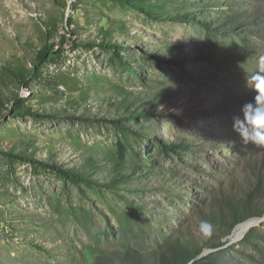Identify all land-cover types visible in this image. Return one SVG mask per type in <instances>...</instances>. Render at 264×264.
Masks as SVG:
<instances>
[{
  "label": "rangeland",
  "instance_id": "374dc122",
  "mask_svg": "<svg viewBox=\"0 0 264 264\" xmlns=\"http://www.w3.org/2000/svg\"><path fill=\"white\" fill-rule=\"evenodd\" d=\"M238 15L264 21V0H0V264H121L176 241L264 264L245 242L264 196L246 232L214 202L264 174L232 129L264 68V27L229 30Z\"/></svg>",
  "mask_w": 264,
  "mask_h": 264
},
{
  "label": "trees",
  "instance_id": "16d2710c",
  "mask_svg": "<svg viewBox=\"0 0 264 264\" xmlns=\"http://www.w3.org/2000/svg\"><path fill=\"white\" fill-rule=\"evenodd\" d=\"M127 2H130L131 0H124ZM239 18L236 21H230L229 24L232 25V28L238 29L242 25L243 26H249L251 25L255 29L260 28V26L264 27V21L261 19L251 20L248 18H243V16L238 15ZM264 18V16H261ZM207 20H202L201 23L205 25L206 28L212 29V27L206 25ZM224 21V20H223ZM224 25V22L222 23ZM107 45V44H105ZM50 46V45H49ZM112 46H114L112 44ZM46 50H49V47H45L44 51L41 53H44ZM257 58L253 59L259 60L260 56H256ZM110 103H116V99H112ZM125 103V102H124ZM129 104V103H128ZM124 113L120 114V118L117 120H111L115 124H119L120 119H123L124 116L129 117L127 114L132 113L131 108L129 106H125V109L122 111ZM146 115L151 114V111H148L147 113H144ZM153 114V113H152ZM52 117H55L54 114L51 113ZM163 116V114H161ZM74 118V117H73ZM105 119V118H104ZM170 147H177L174 143L172 145H169ZM121 151V148H120ZM119 154H122V151L119 152ZM34 161V159H32ZM41 165H44L47 168H52L58 173L66 176L68 179H76L77 174L75 171L70 170L68 168H62L57 164H54L50 161H39L38 162ZM76 174V175H75ZM80 178H83L80 176ZM86 180V178H84ZM109 183H114V181L110 180ZM219 193L218 198L216 197L215 205L218 203V207L220 205H226L229 210L230 217L232 218V221L229 222V229H233V227L245 220L249 217H260L263 215V207H262V198L264 196V174L262 175V172H259V177L257 178L256 183L253 184L252 188L248 191L246 200L242 203L237 202V195L230 194L228 197H222ZM257 197L258 201H254L253 198ZM253 200V201H252ZM218 201V202H217ZM220 204V205H219ZM217 214V215H216ZM210 216L212 217L213 221L216 222V218H221L223 220V214L219 212L218 210H212L210 212ZM226 232L228 230H225ZM255 240H261L264 243V231H258L257 229L250 230L245 237V242L247 244H252L254 248L258 247ZM215 248H218L220 244H214L211 245ZM202 252V248L194 247L191 243H186L184 241L174 242L171 243L170 246H168L164 251H155L148 257L145 252L140 253L135 250L127 249L125 252H123V260L121 264H189L191 261V264H225L221 263L219 260H217V256L220 254V250L217 252L210 253L209 255H206L200 259H196V257ZM222 252V251H221ZM105 257L98 256L96 258V262H101V264H110L109 261H104ZM196 259V260H195ZM95 261V260H94ZM93 261V262H94Z\"/></svg>",
  "mask_w": 264,
  "mask_h": 264
},
{
  "label": "clouds",
  "instance_id": "9594fccd",
  "mask_svg": "<svg viewBox=\"0 0 264 264\" xmlns=\"http://www.w3.org/2000/svg\"><path fill=\"white\" fill-rule=\"evenodd\" d=\"M246 87L254 93L253 99L241 106L240 114L233 117L232 129L243 144L264 148V68L246 76ZM199 235L208 239L214 232L213 224L201 220Z\"/></svg>",
  "mask_w": 264,
  "mask_h": 264
},
{
  "label": "bare ground",
  "instance_id": "6f19581e",
  "mask_svg": "<svg viewBox=\"0 0 264 264\" xmlns=\"http://www.w3.org/2000/svg\"><path fill=\"white\" fill-rule=\"evenodd\" d=\"M261 222V220H259V218H250L248 220H245L244 222H240L237 226L235 225L233 227V229L235 227H237L238 229L242 230L243 232H246L249 228L253 227L254 225H257ZM232 229V230H233Z\"/></svg>",
  "mask_w": 264,
  "mask_h": 264
},
{
  "label": "water",
  "instance_id": "95a60500",
  "mask_svg": "<svg viewBox=\"0 0 264 264\" xmlns=\"http://www.w3.org/2000/svg\"><path fill=\"white\" fill-rule=\"evenodd\" d=\"M192 263V261L190 262V264Z\"/></svg>",
  "mask_w": 264,
  "mask_h": 264
}]
</instances>
